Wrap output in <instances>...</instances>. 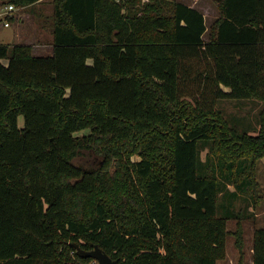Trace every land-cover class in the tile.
Returning a JSON list of instances; mask_svg holds the SVG:
<instances>
[{"label": "trees", "instance_id": "1", "mask_svg": "<svg viewBox=\"0 0 264 264\" xmlns=\"http://www.w3.org/2000/svg\"><path fill=\"white\" fill-rule=\"evenodd\" d=\"M214 2L208 28L180 0H53L51 54L0 43V264H91L75 243L118 264H218L229 234L244 264L252 214L235 201L256 202L264 156V0ZM221 98L262 100L257 133ZM85 150L97 166L76 161ZM252 249L264 264V226Z\"/></svg>", "mask_w": 264, "mask_h": 264}, {"label": "rangeland", "instance_id": "2", "mask_svg": "<svg viewBox=\"0 0 264 264\" xmlns=\"http://www.w3.org/2000/svg\"><path fill=\"white\" fill-rule=\"evenodd\" d=\"M190 5H195L199 8L207 18L208 28L214 22L219 15V10L214 0H180ZM7 0H0V6L5 5ZM12 20H9L10 27H5L4 18L0 17L2 23H0V41L2 39L8 40L3 37L4 31L15 35L16 41L21 44H28L31 46L33 54H51L53 49V23H54V3L53 0H40L34 4L26 6H16ZM209 37V31L205 34V38ZM7 62V60H4ZM218 106L222 108L223 113L229 119L231 125L238 126L240 130H248L252 134H256L258 131V114L263 106V101L259 99H245L238 100L235 98H221L218 102ZM20 125L24 124V118L22 115L19 117ZM238 124V125H237ZM206 150L203 151L202 157L205 159ZM101 158L92 151H82V153L76 158V161L84 167H95L100 163ZM256 179L259 182L258 185V197L256 202L252 201L250 204L243 199H237L236 206L239 212L246 214H252L250 217L243 219V226L245 229V255L243 257L244 264H252V251L254 230L257 226H264V156L258 158L256 163ZM230 186V185H229ZM232 188V185H231ZM221 200L225 201L224 195ZM226 212H235L233 208L227 207L226 210L219 206L218 215L222 216ZM236 212H238L236 210ZM256 213H260L256 215ZM237 219L230 218L228 220V229L231 231L237 228ZM240 250L236 246V236L229 234L227 237V255L225 259L219 260L218 264H239L240 262ZM91 264H99V261L95 258Z\"/></svg>", "mask_w": 264, "mask_h": 264}, {"label": "water", "instance_id": "3", "mask_svg": "<svg viewBox=\"0 0 264 264\" xmlns=\"http://www.w3.org/2000/svg\"><path fill=\"white\" fill-rule=\"evenodd\" d=\"M78 253L84 257H93L99 261V264H118V259H113L107 252L96 245L92 250H85L79 243H75Z\"/></svg>", "mask_w": 264, "mask_h": 264}, {"label": "built area", "instance_id": "4", "mask_svg": "<svg viewBox=\"0 0 264 264\" xmlns=\"http://www.w3.org/2000/svg\"><path fill=\"white\" fill-rule=\"evenodd\" d=\"M16 9L17 7L13 3H6L5 5L0 6V17L4 18V24L6 26L10 25V22L7 17L14 15V11Z\"/></svg>", "mask_w": 264, "mask_h": 264}, {"label": "crops", "instance_id": "5", "mask_svg": "<svg viewBox=\"0 0 264 264\" xmlns=\"http://www.w3.org/2000/svg\"><path fill=\"white\" fill-rule=\"evenodd\" d=\"M184 3H186V2H184ZM186 4H188V3H186ZM188 5H190V4H188ZM190 6L195 7L194 4H193V5H190ZM196 8H197V7H196ZM198 9H199V8H198ZM199 10H200V9H199ZM205 17H206V16H205ZM206 19H207V18H206ZM2 21H5V20H2ZM2 21L0 20V23H2ZM2 24H3L5 27H10V26H11V25L6 26L4 23H2ZM15 35H18V33H17V34L13 33V36H11L9 32L4 31V35H3V37L8 38V40H6V39H2V41H0V43H4V44H8V45H14V44H16V43H19V42H18V41H19V37L16 38ZM15 38L18 39V41H16ZM259 214H260V213H256V215H259ZM261 226H263V225H261ZM251 251H253L252 247H251ZM251 263L253 264V258H252V260H251Z\"/></svg>", "mask_w": 264, "mask_h": 264}]
</instances>
